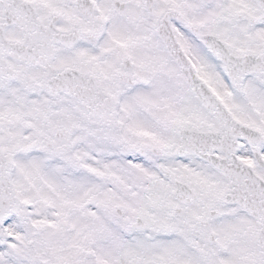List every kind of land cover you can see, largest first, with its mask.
I'll use <instances>...</instances> for the list:
<instances>
[{
	"label": "snow or ice",
	"instance_id": "1",
	"mask_svg": "<svg viewBox=\"0 0 264 264\" xmlns=\"http://www.w3.org/2000/svg\"><path fill=\"white\" fill-rule=\"evenodd\" d=\"M0 264H264V0H0Z\"/></svg>",
	"mask_w": 264,
	"mask_h": 264
}]
</instances>
